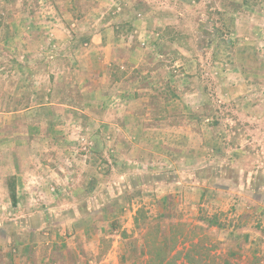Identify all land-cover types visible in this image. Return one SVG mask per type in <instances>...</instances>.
Returning <instances> with one entry per match:
<instances>
[{
  "label": "rangeland",
  "instance_id": "obj_1",
  "mask_svg": "<svg viewBox=\"0 0 264 264\" xmlns=\"http://www.w3.org/2000/svg\"><path fill=\"white\" fill-rule=\"evenodd\" d=\"M79 1L106 25L65 33L70 46L96 36L123 58L107 64L117 85L103 105L120 114L103 117L102 139L74 114L71 167L84 186L41 184L62 204L41 193L0 207V264H146L164 237L187 264H264V0ZM22 2L42 21L22 31L57 52L59 28L44 22L60 16L55 2ZM111 147L128 154L126 170L112 168Z\"/></svg>",
  "mask_w": 264,
  "mask_h": 264
},
{
  "label": "crops",
  "instance_id": "obj_2",
  "mask_svg": "<svg viewBox=\"0 0 264 264\" xmlns=\"http://www.w3.org/2000/svg\"><path fill=\"white\" fill-rule=\"evenodd\" d=\"M50 1L55 2V10L60 16L44 22L48 27L54 25L59 28L58 39L51 40L57 44V52L51 50L47 38L39 52L37 47L42 39L38 32L31 35L22 31V28H37V24L42 23L38 15L35 16L36 10L31 11L27 2L22 0L16 1L15 7H10L6 0H0V207L12 205L18 210L20 205L32 203L31 200L39 201L44 197L41 193H46L39 188L53 182L61 183L65 189L83 187L79 166L77 170L71 167L70 140L76 138V133L69 131V124L76 122L77 115L73 118L74 114H84L88 125L99 126L97 132L87 134L102 139L104 135L98 130L101 125L108 124L103 121V117L108 116L103 105L111 93H116L117 79L114 72L107 71V64L123 58L111 51L110 43L102 42L96 36L92 40L101 44H93L87 36L81 44L76 42L70 46L71 40L65 33L72 25L105 26L102 9L91 5L80 11L77 7L79 0ZM88 1L92 2L80 0L78 3ZM114 44L112 42L113 48L117 47ZM67 46L74 54L72 64L65 57ZM124 87L127 88L125 84ZM126 90L124 95L130 92L129 88ZM75 95L81 99L77 103L73 102L72 96ZM79 110L81 112H76ZM116 115L107 117L108 125H114ZM123 136L127 137L126 134ZM109 150L113 152V159L109 161L111 164L115 162L112 168L118 165L121 171L126 170L128 154L118 156L114 148ZM74 172L77 174L73 175ZM47 174L50 178L45 182ZM11 177L16 187L15 206L8 188ZM46 194L49 202L62 204L64 201L65 194Z\"/></svg>",
  "mask_w": 264,
  "mask_h": 264
},
{
  "label": "trees",
  "instance_id": "obj_3",
  "mask_svg": "<svg viewBox=\"0 0 264 264\" xmlns=\"http://www.w3.org/2000/svg\"><path fill=\"white\" fill-rule=\"evenodd\" d=\"M222 35L224 36V31H222ZM221 35V32L220 34ZM227 43H232L231 40H226ZM8 188H9V193H10V197H11V201L12 204L15 206L17 204V199H16V187H15V183H14V179L11 177L8 180ZM168 239L166 240V238L164 237V240H160L158 242V246H155V255H152V253H150V258L147 260L146 264H187V262H190L193 260L192 256H190L189 252L185 253V255H187V259L185 261H180L179 260V254H177L179 251L175 252V254H173L175 248H176V244L175 241L173 242V244L171 246H168ZM151 248V247H150ZM151 251V249L149 250V252ZM152 252V251H151ZM190 260V261H188Z\"/></svg>",
  "mask_w": 264,
  "mask_h": 264
}]
</instances>
